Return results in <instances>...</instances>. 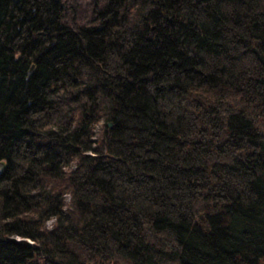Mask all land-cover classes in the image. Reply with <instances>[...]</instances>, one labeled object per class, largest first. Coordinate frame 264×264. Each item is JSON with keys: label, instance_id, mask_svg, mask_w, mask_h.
I'll use <instances>...</instances> for the list:
<instances>
[{"label": "trees", "instance_id": "trees-1", "mask_svg": "<svg viewBox=\"0 0 264 264\" xmlns=\"http://www.w3.org/2000/svg\"><path fill=\"white\" fill-rule=\"evenodd\" d=\"M69 19L0 0V264H264V0Z\"/></svg>", "mask_w": 264, "mask_h": 264}, {"label": "rangeland", "instance_id": "rangeland-1", "mask_svg": "<svg viewBox=\"0 0 264 264\" xmlns=\"http://www.w3.org/2000/svg\"><path fill=\"white\" fill-rule=\"evenodd\" d=\"M60 2L63 3L62 7L67 19L74 16L77 23H82L91 15L93 0H60ZM95 130L98 131L99 127H96ZM52 221L53 219H50L47 222L48 226L52 224Z\"/></svg>", "mask_w": 264, "mask_h": 264}, {"label": "water", "instance_id": "water-1", "mask_svg": "<svg viewBox=\"0 0 264 264\" xmlns=\"http://www.w3.org/2000/svg\"><path fill=\"white\" fill-rule=\"evenodd\" d=\"M58 1H60V0H58ZM61 6H63V3H61ZM31 71V70H30ZM29 71V72H30ZM109 125L111 126V123H109ZM2 167H3V163L2 162H0V170L2 169Z\"/></svg>", "mask_w": 264, "mask_h": 264}]
</instances>
